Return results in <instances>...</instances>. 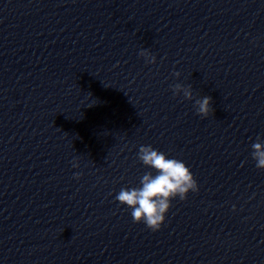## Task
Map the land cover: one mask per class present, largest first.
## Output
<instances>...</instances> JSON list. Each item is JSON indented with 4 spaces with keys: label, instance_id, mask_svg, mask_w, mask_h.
Segmentation results:
<instances>
[{
    "label": "clouds",
    "instance_id": "9594fccd",
    "mask_svg": "<svg viewBox=\"0 0 264 264\" xmlns=\"http://www.w3.org/2000/svg\"><path fill=\"white\" fill-rule=\"evenodd\" d=\"M146 62L155 63L156 57L147 50L140 52ZM179 77L180 73H174ZM183 93L184 98L191 100L193 93L191 87L180 84L173 86L174 95ZM198 114L207 117L211 108V97L203 96L195 101ZM252 158L257 162L258 169H264V142L252 145ZM138 159L147 167L155 170L145 173L140 179L139 187L121 188L116 200L121 205L128 206L134 223H144L152 231L160 230L165 222L166 214L170 210L172 200L179 197L180 200L187 199L189 192H197L198 184L190 168L179 159L168 158L161 151L149 146H140ZM78 167V164H74ZM80 174H76L79 179Z\"/></svg>",
    "mask_w": 264,
    "mask_h": 264
}]
</instances>
